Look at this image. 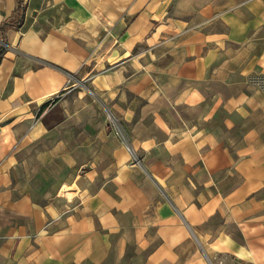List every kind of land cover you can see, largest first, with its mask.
<instances>
[{
  "label": "crops",
  "instance_id": "1",
  "mask_svg": "<svg viewBox=\"0 0 264 264\" xmlns=\"http://www.w3.org/2000/svg\"><path fill=\"white\" fill-rule=\"evenodd\" d=\"M22 4L0 34V264H264V0Z\"/></svg>",
  "mask_w": 264,
  "mask_h": 264
},
{
  "label": "built area",
  "instance_id": "2",
  "mask_svg": "<svg viewBox=\"0 0 264 264\" xmlns=\"http://www.w3.org/2000/svg\"><path fill=\"white\" fill-rule=\"evenodd\" d=\"M0 45H3V42H0ZM104 112L106 121L110 126L111 131L114 132L120 138V140L126 145L132 158L137 161L133 148L127 142V132L123 124L109 108H104Z\"/></svg>",
  "mask_w": 264,
  "mask_h": 264
},
{
  "label": "rangeland",
  "instance_id": "3",
  "mask_svg": "<svg viewBox=\"0 0 264 264\" xmlns=\"http://www.w3.org/2000/svg\"><path fill=\"white\" fill-rule=\"evenodd\" d=\"M248 80L253 85V87L257 88L264 94V74L263 73L252 74L248 78ZM86 94L89 97H93V94L90 89L86 90ZM61 193L64 194L65 197L71 198L76 192L70 189V190H65L64 192L61 191Z\"/></svg>",
  "mask_w": 264,
  "mask_h": 264
},
{
  "label": "trees",
  "instance_id": "4",
  "mask_svg": "<svg viewBox=\"0 0 264 264\" xmlns=\"http://www.w3.org/2000/svg\"><path fill=\"white\" fill-rule=\"evenodd\" d=\"M22 11H23L22 0H18V2H17V13H18V17L16 19L6 20V21H4V22L1 23V25H0V34H2V36L7 31L8 28L13 27V26H16V25L19 24V22H20L19 17L21 16ZM5 49H6L5 46L0 45V57L4 53ZM45 104L46 103H43V105H45Z\"/></svg>",
  "mask_w": 264,
  "mask_h": 264
}]
</instances>
